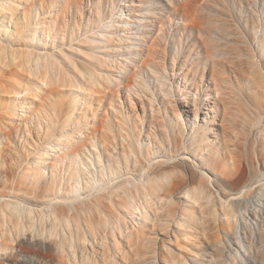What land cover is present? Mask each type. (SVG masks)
Segmentation results:
<instances>
[{
	"label": "bare ground",
	"instance_id": "obj_1",
	"mask_svg": "<svg viewBox=\"0 0 264 264\" xmlns=\"http://www.w3.org/2000/svg\"><path fill=\"white\" fill-rule=\"evenodd\" d=\"M131 22L0 0V264H264L260 19L227 76Z\"/></svg>",
	"mask_w": 264,
	"mask_h": 264
},
{
	"label": "rangeland",
	"instance_id": "obj_2",
	"mask_svg": "<svg viewBox=\"0 0 264 264\" xmlns=\"http://www.w3.org/2000/svg\"><path fill=\"white\" fill-rule=\"evenodd\" d=\"M113 1L124 8L132 21L131 26L128 25L133 27L132 34H129L132 35L131 46L124 49L125 55L133 63L139 61L138 52L142 47L146 49L147 39L158 35L156 27L160 25L171 39V47L167 49L169 62L178 49L179 39L185 43L190 41L194 43L196 52L204 58V62L211 68L214 67L222 76L236 70V63L241 60L240 55L245 48L241 34L243 30L253 33V26L260 19L262 27L259 35L264 39V0H195L192 9L188 11L172 6L169 3L171 0ZM132 8L140 15L139 19H135L137 23L134 22ZM176 28L179 29L172 36L171 32ZM135 31L144 36V41L141 42L143 46H137L140 41L137 42ZM254 42L258 43L257 40Z\"/></svg>",
	"mask_w": 264,
	"mask_h": 264
}]
</instances>
